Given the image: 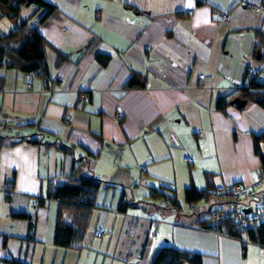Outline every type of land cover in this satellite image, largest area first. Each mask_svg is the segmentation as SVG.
<instances>
[{
    "label": "crops",
    "instance_id": "obj_1",
    "mask_svg": "<svg viewBox=\"0 0 264 264\" xmlns=\"http://www.w3.org/2000/svg\"><path fill=\"white\" fill-rule=\"evenodd\" d=\"M41 1L53 8L43 21L35 5L19 18L45 42L44 75L0 67V264H151L165 245L202 264H264V248L175 223L163 206L118 210L162 187L182 214L227 210L190 209L184 193L249 188L264 171V109L233 104L249 71L264 84V0ZM11 28L0 19V35ZM132 76L144 86L125 89ZM73 175L102 185L83 234L59 247L46 195ZM61 221L76 225L67 209Z\"/></svg>",
    "mask_w": 264,
    "mask_h": 264
},
{
    "label": "trees",
    "instance_id": "obj_2",
    "mask_svg": "<svg viewBox=\"0 0 264 264\" xmlns=\"http://www.w3.org/2000/svg\"><path fill=\"white\" fill-rule=\"evenodd\" d=\"M29 5H35L37 9L44 8L46 10L39 19V22L43 21L53 11L51 6L41 0H0V19L5 17L12 23L10 32L6 35H0V67H16L23 74L41 76L46 71L45 42L37 32L36 25L27 19L19 18L20 11ZM14 26H17V28L13 29ZM98 59L102 63L106 62V58L98 57ZM138 86L143 87L144 84L132 76L126 84L125 89H132ZM235 100L239 103H256L264 109V84L256 82V76L249 77L246 86H243L239 90L237 97L233 101ZM226 105V103L219 101L217 107L224 110ZM254 139L256 141H264V133L256 136ZM29 141L36 144L40 142L37 139ZM15 143L17 142H12L11 144ZM75 171L78 172L77 169ZM101 185L102 181L94 178L92 175H81L78 177L73 175L64 184L47 193V198L58 202V216L53 240L55 245L69 247L76 237H80L83 234L87 225L88 211L94 207V196ZM147 199L150 202L148 200H135L130 204L121 200L118 210L125 212L129 207H134V205L142 206V204L155 206L157 201H162L165 203L163 208H161L162 210L168 209L175 213V223L196 227L202 231L213 232L238 240L243 246L245 244H254L260 248H264V222L258 223L256 226L249 225L246 230L241 231L236 227L232 218H212L209 216L210 212L203 215H194V213L188 215L182 214L173 189L166 187L151 189ZM251 200L258 201L264 205V193H254L252 191L247 198V201ZM202 201H209L206 191H185L184 202L190 209H193L197 203ZM218 204L226 205L224 203ZM64 209L72 211L76 222L75 226L61 221ZM217 209L219 208L213 210ZM14 217L30 220V216L26 214H14ZM28 226L31 228V223ZM151 264H202V256L165 245L156 251Z\"/></svg>",
    "mask_w": 264,
    "mask_h": 264
},
{
    "label": "built area",
    "instance_id": "obj_3",
    "mask_svg": "<svg viewBox=\"0 0 264 264\" xmlns=\"http://www.w3.org/2000/svg\"><path fill=\"white\" fill-rule=\"evenodd\" d=\"M221 18L227 20L228 16L222 14ZM17 26H14L13 29H16ZM249 77L255 76L256 72L252 70L249 71ZM35 74H26L24 79L26 82H29ZM206 79L205 76L200 75L199 81L202 83ZM117 117H120V114H117ZM183 161L187 164L192 163L193 159L190 156L185 155ZM143 170V168H141ZM264 182V172H261L257 180L252 183L249 188L240 184H220L214 187L213 189L206 190V196L212 202L224 203L227 205V210L217 209L210 210L209 216L212 218L227 217L232 218L235 222L236 227L244 231L249 225L256 226L258 223L264 222V205L255 200L247 201L248 196L252 191H255L261 183ZM105 231L101 228L97 229L95 236L103 235Z\"/></svg>",
    "mask_w": 264,
    "mask_h": 264
},
{
    "label": "rangeland",
    "instance_id": "obj_4",
    "mask_svg": "<svg viewBox=\"0 0 264 264\" xmlns=\"http://www.w3.org/2000/svg\"><path fill=\"white\" fill-rule=\"evenodd\" d=\"M131 189H134V188H131ZM148 197V196H147ZM147 197L146 198H143V199H140L141 201H146V200H148L147 199ZM149 201V200H148ZM150 202V201H149ZM212 201L211 200H209V202H199V203H197L196 204V207H205V206H208V205H210V203H211ZM165 203H163L162 201H157V204L156 205H158V206H163ZM210 211V210H209ZM208 211V212H209Z\"/></svg>",
    "mask_w": 264,
    "mask_h": 264
},
{
    "label": "water",
    "instance_id": "obj_5",
    "mask_svg": "<svg viewBox=\"0 0 264 264\" xmlns=\"http://www.w3.org/2000/svg\"><path fill=\"white\" fill-rule=\"evenodd\" d=\"M233 104L236 105L238 108H240V107L242 106V104L239 103L237 100H235V101L233 102Z\"/></svg>",
    "mask_w": 264,
    "mask_h": 264
}]
</instances>
